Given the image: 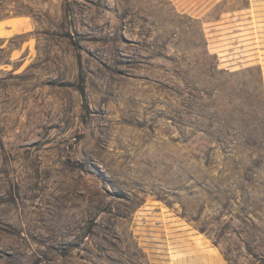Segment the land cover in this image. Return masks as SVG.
<instances>
[{
  "label": "rangeland",
  "instance_id": "obj_1",
  "mask_svg": "<svg viewBox=\"0 0 264 264\" xmlns=\"http://www.w3.org/2000/svg\"><path fill=\"white\" fill-rule=\"evenodd\" d=\"M0 264H264V0H0Z\"/></svg>",
  "mask_w": 264,
  "mask_h": 264
},
{
  "label": "trees",
  "instance_id": "obj_2",
  "mask_svg": "<svg viewBox=\"0 0 264 264\" xmlns=\"http://www.w3.org/2000/svg\"><path fill=\"white\" fill-rule=\"evenodd\" d=\"M79 92H80V94H81L82 96H84V87H83L82 83H81V85L79 86Z\"/></svg>",
  "mask_w": 264,
  "mask_h": 264
},
{
  "label": "bare ground",
  "instance_id": "obj_3",
  "mask_svg": "<svg viewBox=\"0 0 264 264\" xmlns=\"http://www.w3.org/2000/svg\"><path fill=\"white\" fill-rule=\"evenodd\" d=\"M216 256H217V253H216Z\"/></svg>",
  "mask_w": 264,
  "mask_h": 264
}]
</instances>
